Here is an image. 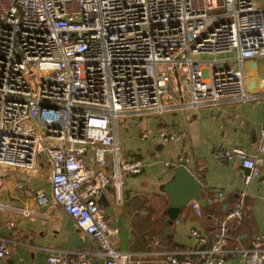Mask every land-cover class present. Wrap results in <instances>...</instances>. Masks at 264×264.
<instances>
[{
	"label": "built area",
	"instance_id": "1",
	"mask_svg": "<svg viewBox=\"0 0 264 264\" xmlns=\"http://www.w3.org/2000/svg\"><path fill=\"white\" fill-rule=\"evenodd\" d=\"M254 57L264 58V0H0V170L31 169L42 153L50 190L37 189L35 201L69 214L96 243L101 264H125L127 253L112 245L113 229L96 205L105 185L118 190L122 173L141 166L119 159L116 123L173 109L174 97L192 107L248 99L243 65ZM156 135L171 138L164 129ZM254 149L218 144L213 153L237 160L246 184L264 151V114ZM243 195L213 219L207 246L168 253L166 264H222ZM187 204L200 213L196 200ZM190 234L207 240L195 228ZM231 251L241 264H264V230ZM8 252L0 238V258ZM46 259L87 264L83 252L49 250Z\"/></svg>",
	"mask_w": 264,
	"mask_h": 264
},
{
	"label": "crops",
	"instance_id": "2",
	"mask_svg": "<svg viewBox=\"0 0 264 264\" xmlns=\"http://www.w3.org/2000/svg\"><path fill=\"white\" fill-rule=\"evenodd\" d=\"M250 60L256 62V69L243 65L245 76L257 78L248 90L252 94L248 99L192 107L178 105L174 97L173 109L160 114L143 113L130 122H120L118 128L115 125L118 157L140 159L141 166L137 172L122 173L118 190L105 185L96 205L113 229L109 236L112 245L127 253L125 264H166V254L171 252L178 257L193 255L191 250L207 246L213 219L233 204L241 190L243 217L239 223L228 222L222 264H241L231 248L247 246L253 235L264 230V151L259 153L258 174L246 184L241 180L243 169L237 160H220L213 153L219 144L240 145L248 154H254L264 114V58ZM159 129L170 133L171 138H159ZM142 132L148 136H142ZM179 164L199 181L203 206L196 214L187 201L170 218L174 210H170V196L163 187ZM48 172L49 164L42 153L36 155L31 169L0 170V238L9 248L0 264H55L46 259L49 250L73 256L83 252L87 264H101L96 243L69 214L55 203L35 201L37 189L49 196ZM217 191L222 193L216 195ZM191 228L204 234L206 242H196Z\"/></svg>",
	"mask_w": 264,
	"mask_h": 264
},
{
	"label": "water",
	"instance_id": "3",
	"mask_svg": "<svg viewBox=\"0 0 264 264\" xmlns=\"http://www.w3.org/2000/svg\"><path fill=\"white\" fill-rule=\"evenodd\" d=\"M244 66L250 69H256V62L254 60H246L244 62ZM256 78V76H253L245 79V88L247 91L253 87V81H255ZM167 186L171 188V191L168 190ZM173 187L174 190H172ZM199 187V181L184 165L179 164L174 168L172 177L163 187L166 191H168L170 196V210H174L169 213L170 218H174L179 208L182 207L189 199H194L197 201L199 206H203V202L198 192Z\"/></svg>",
	"mask_w": 264,
	"mask_h": 264
},
{
	"label": "rangeland",
	"instance_id": "4",
	"mask_svg": "<svg viewBox=\"0 0 264 264\" xmlns=\"http://www.w3.org/2000/svg\"><path fill=\"white\" fill-rule=\"evenodd\" d=\"M224 55V54H223ZM201 57H204V58H207L208 57V55H206V54H203V55H201ZM234 60H232V61H229L228 62V64H232V65H235V62H233ZM158 67H162V65L161 64H158ZM249 72V71H248ZM173 82V81H172ZM175 82V81H174ZM116 127L118 128L119 127V122H117L116 123ZM106 157H109V155H107ZM122 158H124V157H122ZM120 159V158H119ZM120 160H123V159H120ZM108 163H109V161H108Z\"/></svg>",
	"mask_w": 264,
	"mask_h": 264
}]
</instances>
